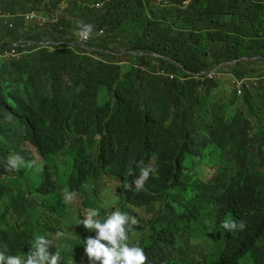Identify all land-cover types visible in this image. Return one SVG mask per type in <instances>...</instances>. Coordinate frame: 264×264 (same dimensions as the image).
Here are the masks:
<instances>
[{
    "label": "clouds",
    "instance_id": "clouds-1",
    "mask_svg": "<svg viewBox=\"0 0 264 264\" xmlns=\"http://www.w3.org/2000/svg\"><path fill=\"white\" fill-rule=\"evenodd\" d=\"M52 7L60 0L0 3V28L50 29ZM92 30L82 25L78 42L18 38L1 55L17 43L90 49ZM216 69L217 122L211 109L193 114L177 143L173 121L147 132L116 97L81 95L70 70L0 73V210L38 233L21 254L0 247V264H264V0H217ZM24 170L39 183L21 197L9 181ZM106 176L119 186L101 188Z\"/></svg>",
    "mask_w": 264,
    "mask_h": 264
},
{
    "label": "trees",
    "instance_id": "trees-1",
    "mask_svg": "<svg viewBox=\"0 0 264 264\" xmlns=\"http://www.w3.org/2000/svg\"><path fill=\"white\" fill-rule=\"evenodd\" d=\"M15 1L0 3L6 11ZM97 2H102L100 8L91 6ZM60 4L70 21L62 19L50 29L24 34L16 24L23 20H15L13 29L0 31V73L10 69L21 77L43 71L54 78L70 70L81 85V95L89 98L97 90L116 97L122 116L129 120L138 115L147 132L173 121L176 143L188 133L187 118L193 114L211 109L208 120L217 122V79L208 76L217 75V0H60ZM82 25L93 26L85 42L90 49L62 43L67 51L48 52L37 43H17L13 48L17 55H1L10 41L38 40L54 36L52 32L63 41L78 42ZM37 183V173L27 170L9 181L21 197ZM68 228L81 235L80 224ZM37 234L0 210V247L7 246L8 253L25 252Z\"/></svg>",
    "mask_w": 264,
    "mask_h": 264
},
{
    "label": "rangeland",
    "instance_id": "rangeland-1",
    "mask_svg": "<svg viewBox=\"0 0 264 264\" xmlns=\"http://www.w3.org/2000/svg\"><path fill=\"white\" fill-rule=\"evenodd\" d=\"M64 9H65V6L63 4H60V9H58L57 7H52L50 10H49V16H48V22H46V24H53L50 22V20L53 18H56L58 17L59 21H61L62 19H65V21H70V18H67V16L65 15L64 13ZM17 25H19V27L21 29H23V33H28V32H31L33 30V27H30V26H34L33 24L31 23H28V24H25V22H19V23H16ZM18 27V26H17ZM24 28H30V30H27V29H24ZM1 30V29H0ZM52 35H55L53 32L51 33ZM191 44H194V45H198L200 44L199 42H191ZM204 46V44H202ZM216 79H217V75H216ZM28 152L31 156H34V157H38L36 151L31 147L29 146L28 148ZM212 169L210 168H207L205 166H200V174L201 176L204 178V179H208L210 178L211 174H212ZM119 181L116 179V178H112V177H109V176H106L104 179H102L100 182H99V185L101 188H106L107 190H111V189H114L116 188L117 186H119ZM114 204H109V206H106V207H112ZM74 206H77V202H74ZM55 234H53V239L55 237ZM67 237H72L71 234H67L66 235ZM61 240V237L59 239H54V243L55 245H59V241ZM241 264H247L245 259H242L241 261Z\"/></svg>",
    "mask_w": 264,
    "mask_h": 264
},
{
    "label": "crops",
    "instance_id": "crops-1",
    "mask_svg": "<svg viewBox=\"0 0 264 264\" xmlns=\"http://www.w3.org/2000/svg\"><path fill=\"white\" fill-rule=\"evenodd\" d=\"M1 30L0 31H3V29L2 28H0Z\"/></svg>",
    "mask_w": 264,
    "mask_h": 264
}]
</instances>
